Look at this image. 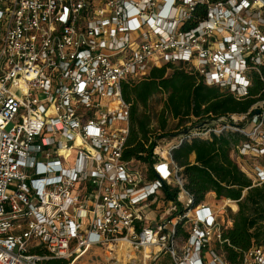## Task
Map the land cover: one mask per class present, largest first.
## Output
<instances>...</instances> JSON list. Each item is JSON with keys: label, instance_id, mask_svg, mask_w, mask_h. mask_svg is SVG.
<instances>
[{"label": "built area", "instance_id": "obj_1", "mask_svg": "<svg viewBox=\"0 0 264 264\" xmlns=\"http://www.w3.org/2000/svg\"><path fill=\"white\" fill-rule=\"evenodd\" d=\"M168 63L238 100L256 80L264 95V0H0V264H76L96 249L233 264L222 248L232 219L195 204L172 150L240 133L232 157L263 185L264 98L194 118L167 146L156 140L151 162L125 160L123 87ZM236 264H264V246Z\"/></svg>", "mask_w": 264, "mask_h": 264}, {"label": "trees", "instance_id": "obj_2", "mask_svg": "<svg viewBox=\"0 0 264 264\" xmlns=\"http://www.w3.org/2000/svg\"><path fill=\"white\" fill-rule=\"evenodd\" d=\"M123 95L131 103L130 135L123 157L146 162H151L156 140L173 135L167 134L170 122H175L174 129L179 130L194 118L246 113L264 98L259 80L249 97L238 100L217 87L207 86L195 70L183 63L152 68L143 80L124 85ZM156 98L159 109L154 105ZM243 139L240 133L213 134L207 139L185 140L172 150V159L183 168L184 186L195 204L204 201L209 193H215L219 200L237 201L238 210L227 212L233 224L224 230L226 242L222 247L226 259L233 264L239 263L251 248L264 246V184L254 186L232 157L233 145ZM167 261L159 264H171ZM45 264L68 262L50 260Z\"/></svg>", "mask_w": 264, "mask_h": 264}, {"label": "rangeland", "instance_id": "obj_3", "mask_svg": "<svg viewBox=\"0 0 264 264\" xmlns=\"http://www.w3.org/2000/svg\"><path fill=\"white\" fill-rule=\"evenodd\" d=\"M159 98L154 99V105H156L157 109H159V104H158ZM170 129L167 134H175L179 130H175L176 123L175 122H170ZM193 124H187L184 128L187 126H191ZM182 129H180L181 131ZM172 136H167L166 138H163L162 142L164 145H168L171 143ZM206 202L210 203L212 206L217 207L222 214H226V212H229V210H232L231 207L227 206L224 208V199H217L215 194H207L205 200ZM155 226V225H153ZM121 253V252H120ZM169 260L167 262L172 264L171 258L169 256H164L161 260V263ZM171 261V262H170ZM151 260L147 262V264H150ZM160 263V262H159ZM158 263V264H159ZM76 264H145L143 260V255L141 252H133L131 251L129 255H124L120 256L118 258H109L105 251L103 249H96L92 250L89 254L86 256L82 257Z\"/></svg>", "mask_w": 264, "mask_h": 264}, {"label": "bare ground", "instance_id": "obj_4", "mask_svg": "<svg viewBox=\"0 0 264 264\" xmlns=\"http://www.w3.org/2000/svg\"><path fill=\"white\" fill-rule=\"evenodd\" d=\"M229 202H224L225 205H228ZM233 205L234 208H236L235 204L234 203H231ZM120 247H121V251L122 252H126L128 247L125 243H122L120 244Z\"/></svg>", "mask_w": 264, "mask_h": 264}, {"label": "water", "instance_id": "obj_5", "mask_svg": "<svg viewBox=\"0 0 264 264\" xmlns=\"http://www.w3.org/2000/svg\"><path fill=\"white\" fill-rule=\"evenodd\" d=\"M260 113V110H254L253 111V114H259ZM190 132V129L189 128H185L184 130H183V133H185V134H187V133H189ZM154 264V263H153Z\"/></svg>", "mask_w": 264, "mask_h": 264}, {"label": "crops", "instance_id": "obj_6", "mask_svg": "<svg viewBox=\"0 0 264 264\" xmlns=\"http://www.w3.org/2000/svg\"><path fill=\"white\" fill-rule=\"evenodd\" d=\"M195 158V156L193 155L192 157H191V159L193 160ZM210 194H215V193H210ZM167 256V254H164V255H162L160 258H159V260H158V263L161 261V259L164 257V256ZM170 257V256H169Z\"/></svg>", "mask_w": 264, "mask_h": 264}]
</instances>
